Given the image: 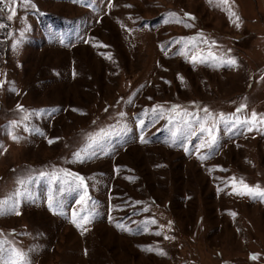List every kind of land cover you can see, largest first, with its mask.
<instances>
[{
    "label": "rangeland",
    "instance_id": "obj_1",
    "mask_svg": "<svg viewBox=\"0 0 264 264\" xmlns=\"http://www.w3.org/2000/svg\"><path fill=\"white\" fill-rule=\"evenodd\" d=\"M0 9V200L33 178L20 214L0 215L6 249L30 264H264V200L232 185L264 188V123L218 124L210 154L196 121L187 135L168 112L264 119V0H6ZM209 52L236 66H213ZM196 53L207 62L192 63ZM157 105L165 114L153 123ZM125 127L105 151L89 147ZM65 170V182L40 176ZM74 176L87 187L83 206ZM85 211L91 222L78 227Z\"/></svg>",
    "mask_w": 264,
    "mask_h": 264
},
{
    "label": "snow or ice",
    "instance_id": "obj_2",
    "mask_svg": "<svg viewBox=\"0 0 264 264\" xmlns=\"http://www.w3.org/2000/svg\"><path fill=\"white\" fill-rule=\"evenodd\" d=\"M222 2L227 3V0H222ZM6 0H0V4H5ZM2 10V9H0ZM12 14L8 17V19H12V16L15 15L14 9H8ZM233 15H235L233 13ZM194 19V18H193ZM238 19V17H237ZM3 25H0L2 27ZM208 56L211 58V60L214 62L213 66H230L234 67L236 66V60L235 59H228V60H220L218 64L215 62L217 61V57L214 53L209 52ZM190 60L192 63H206L208 58L201 56L200 54L196 53L191 55ZM245 106H241V108L237 109V112L242 111ZM18 109L23 111L22 106L18 105ZM55 111V110H53ZM169 112V119H176L179 118L183 124V129H178L177 131H183L187 135H197L195 130L192 129V121L195 120L196 123L199 125V132L200 133H207L208 139L204 140L199 147L201 148H208L209 153H212V150L215 149L218 146V138L214 134V130L218 124H226L233 128H239L241 126H246L248 128V131L252 130V127L255 126L257 122L264 123V119H260L258 121L257 114L253 112L251 114V117L247 120L241 121L238 117H231V116H225L223 113L219 114L218 117H213L212 113L208 111V109H203V112L205 113L204 117L201 118L198 115L194 113H189L187 110H181L179 105L172 106L171 109L168 110ZM152 113V122L154 123L156 120L164 117V109L157 105L151 109ZM147 110H145V113L142 115H146ZM123 115V113H121ZM29 119L28 115H25L23 117V120L27 121ZM212 120L213 123L211 127H206L208 124V121ZM251 125V126H249ZM13 128L16 126V122H13L12 124ZM139 126L141 128H144L145 126V120L141 118L139 120ZM28 130V129H26ZM33 132H39L40 130L38 128L31 129ZM126 131L125 128H121L119 131H116L113 129L112 131H102L101 134L95 136V137H89V147L92 148V146L100 148L101 151H105V147L102 144V141L113 134L120 135L121 132ZM13 139H18V137L13 136ZM142 142H146L144 140V137H141ZM50 143L52 141H49ZM176 142V133H173V143ZM86 151V150H82ZM97 153L95 149L93 148L92 151H86V154L83 158H87L88 156H95ZM77 158H81V154L77 153ZM203 158V157H202ZM72 174L70 172H67L66 170L63 172L62 175L57 174H47V173H40L41 177H48L49 180H59L61 182H65V177L71 176ZM74 180H78L79 184L76 185L77 188H83L84 191L81 194L78 203H80L82 206L86 203L88 199V193H87V187L85 185V181L83 177L80 176H74ZM17 183L20 185V187L7 199L0 200V215H8V214H16L19 215L18 207L20 203V198L24 197H30L32 195V190L30 188V185L33 183V178L31 177V174L29 173L24 178H18ZM237 184L239 187H237ZM232 185H233V192L237 195H247L253 199H261L264 200V188H261L259 185H256L255 187L249 186L248 184L244 183L243 180L236 181L235 178L232 179ZM50 207H56L59 209V205L56 204L51 198H50ZM77 213L73 212V217H76ZM93 217L92 211H85V213L80 216V223L77 224L78 227H82L83 224L90 223L91 219ZM73 223H77L76 219L73 220ZM148 223H155V221H147L144 222V226L146 227ZM158 234V233H157ZM167 238V237H165ZM6 243V241H0V264H30V261L28 259V256L26 253L22 252L21 250L17 248H10L6 249L3 245ZM5 253H8L7 256H5ZM159 254L164 255L162 250L159 251ZM255 259V257H253Z\"/></svg>",
    "mask_w": 264,
    "mask_h": 264
}]
</instances>
